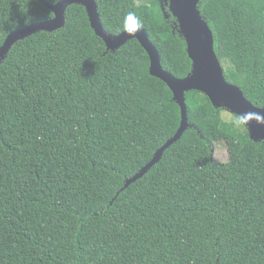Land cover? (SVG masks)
<instances>
[{
  "label": "trees",
  "instance_id": "obj_1",
  "mask_svg": "<svg viewBox=\"0 0 264 264\" xmlns=\"http://www.w3.org/2000/svg\"><path fill=\"white\" fill-rule=\"evenodd\" d=\"M42 1L0 0V48L54 18ZM95 1L108 33L140 27L166 72L192 73L166 0ZM199 10L226 81L264 108V0ZM186 103L189 128L124 190L181 125L145 49L108 51L82 5L16 42L0 60V264H264V140L202 92ZM219 142L227 162L213 158Z\"/></svg>",
  "mask_w": 264,
  "mask_h": 264
},
{
  "label": "water",
  "instance_id": "obj_2",
  "mask_svg": "<svg viewBox=\"0 0 264 264\" xmlns=\"http://www.w3.org/2000/svg\"><path fill=\"white\" fill-rule=\"evenodd\" d=\"M42 2L52 10L54 18L11 33L0 48V60L8 54L16 42L40 31L54 32L60 30L65 24L68 7L82 5L87 11L93 30L104 41L108 51H116L133 39L139 41L149 55L151 75L168 85L173 92L174 100L180 106L181 125L178 132L157 151L148 165L126 182L124 190L154 167L164 152L178 142L189 128L186 103L188 92L199 91L204 93L216 107L239 117L254 141L264 140V108L253 105L239 87L226 81L223 66L214 48L213 32L199 10L200 0H166L171 14L178 21L180 32L187 45L188 55L193 62V71L185 79H177L163 69L159 52L151 43L144 29L131 25L118 36L108 33L101 23L95 0H61L56 5Z\"/></svg>",
  "mask_w": 264,
  "mask_h": 264
},
{
  "label": "rangeland",
  "instance_id": "obj_3",
  "mask_svg": "<svg viewBox=\"0 0 264 264\" xmlns=\"http://www.w3.org/2000/svg\"><path fill=\"white\" fill-rule=\"evenodd\" d=\"M144 1L145 0H137L138 3H142ZM223 117L226 120H232L234 117V114H232L231 112L227 110H224ZM213 158L217 162H227L229 160L228 148L225 142H219L214 146Z\"/></svg>",
  "mask_w": 264,
  "mask_h": 264
},
{
  "label": "clouds",
  "instance_id": "obj_4",
  "mask_svg": "<svg viewBox=\"0 0 264 264\" xmlns=\"http://www.w3.org/2000/svg\"><path fill=\"white\" fill-rule=\"evenodd\" d=\"M129 19H131V18H129ZM246 115H251V114H246ZM237 124L242 126V122L241 121H237Z\"/></svg>",
  "mask_w": 264,
  "mask_h": 264
}]
</instances>
